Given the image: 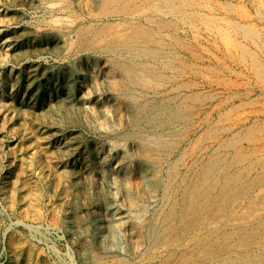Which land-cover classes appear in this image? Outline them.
<instances>
[{
	"label": "rangeland",
	"instance_id": "obj_1",
	"mask_svg": "<svg viewBox=\"0 0 264 264\" xmlns=\"http://www.w3.org/2000/svg\"><path fill=\"white\" fill-rule=\"evenodd\" d=\"M263 180L264 0H0V264H264Z\"/></svg>",
	"mask_w": 264,
	"mask_h": 264
},
{
	"label": "bare ground",
	"instance_id": "obj_2",
	"mask_svg": "<svg viewBox=\"0 0 264 264\" xmlns=\"http://www.w3.org/2000/svg\"><path fill=\"white\" fill-rule=\"evenodd\" d=\"M57 40H58V39H57ZM131 66H132V65H131ZM138 72H140V71H138ZM130 81H131V80H130ZM136 83H137V82H136ZM30 91H31V90H30ZM72 96H73V95H72ZM32 97H33V96H32ZM69 97H70V96H69ZM72 98H73V97H72ZM143 103H144V102H143ZM144 104H145V103H144ZM141 105H142V104H141ZM146 105H147V104H146ZM142 106H143V105H142ZM140 107H141V106H140ZM145 108H147V107L144 106V109H143V110H145ZM143 110H142V111H143ZM146 110H147V109H146ZM178 111H179V110H178ZM144 112H145V111H144ZM137 113H138V112H137ZM172 113H173V112H172ZM137 116H138V115H137ZM161 139H162V138H161ZM155 140H156V139H155ZM240 140H242V139H240ZM236 142H237V140H236ZM143 153H144V152H143ZM141 155H142V154H141ZM238 157H239V156H238ZM234 158H235V157H234ZM223 159H225V157H224ZM238 159H239V158H238ZM240 159H241V158H240ZM241 161H242V160H241ZM214 162H215V160H214ZM208 163H209V162H208ZM214 164H215V163H214ZM212 165H213V163H212L211 165H210V163H209V166H211V168H212ZM215 165H216V164H215ZM258 165H259V164H258ZM215 167H216V166H214L213 169H214ZM228 167H229V166H228ZM204 168H205V167H204ZM208 168H209V167H208ZM204 170H206V169H204ZM209 170H211V169H209ZM211 171H212V170H211ZM245 171H246V169H245ZM225 172H226V171H225ZM225 172H224V173H225ZM202 173H203V172H202ZM205 173H206V172H205ZM206 174H207V173H206ZM245 174H246V173H245ZM246 175H248V174H246ZM184 176H185V175H184ZM201 176H202V175H201ZM236 176H237V175H236ZM186 177H187V176H186ZM238 177H239V176H238ZM146 178H147V177H146ZM232 178H233V177H232ZM252 178H253V177H252ZM237 179H238V178H237ZM237 179H236V180H237ZM254 179H255V178H254ZM215 180H216V179H215ZM227 180H228V179H227ZM239 180H240V178H239ZM255 180H256V179H255ZM217 181H218V180H217ZM231 181H233V180H231ZM263 181H264V180H263ZM148 182H149V181H148ZM238 182H239V181H238ZM250 182H251V181H250ZM149 183H150V182H149ZM153 183H154V182H153ZM222 183H223V182H222ZM225 183H226V181H225ZM225 183H224V184H225ZM235 183H236V182H235ZM155 184H156V183H155ZM208 184H211V183H208ZM228 184H229V183H228ZM232 184H233V183H232ZM237 184H238V183H237ZM252 184H254V183H252ZM214 185H216V184L213 183L212 186H214ZM238 185H239V184H238ZM248 185H249V184H248ZM152 186H153V185H152ZM220 186H221V185H220ZM222 186H223V185H222ZM226 186H227V185H226ZM226 186H223V187H225V189H226ZM229 186H230V184H229ZM234 186H235V184H234ZM236 186H237V185H236ZM206 188L209 189V185L206 186L205 189H206ZM214 188H215V187H214ZM230 188H231V187H230ZM230 188H229V190H230ZM149 189H150V188H149ZM151 189H152V188H151ZM153 189H154V188H153ZM183 189H184V188H183ZM200 189H201V188H199V190H200ZM227 189H228V188H227ZM227 189H226V190H227ZM192 190H193V189H192ZM210 190H212V189H210ZM213 190H214V189H213ZM222 190H223V189H222ZM226 190H225V191H226ZM235 190H236V189H235ZM207 191H208V190H207ZM202 192H203V191H202ZM220 192H221V191H220ZM230 192H231V191H230ZM232 192H233V191H232ZM200 193H201V191H197V190H196V192L194 191L192 195H193L194 197H196V199L201 198V196H202V198H203V195H200ZM163 194H164V193H163ZM169 194H170V193H169ZM203 194H204V193H203ZM206 194H207V193H206ZM234 194H235V193H234ZM208 195H209V193H208ZM211 195H212V194H211ZM223 195H224V194H223ZM205 196H206V195H205ZM209 196H210V195H209ZM219 196H220V195H219ZM243 196H244V195H243ZM168 197H169V196H168ZM212 197H213V196H212ZM223 197H224V196H223ZM192 198H193V197H192ZM221 198H222V197H221ZM193 199H194V198H193ZM244 199H245V198H244ZM253 199H254V198H253ZM255 199H256V198H255ZM214 200H215V199H214ZM214 200H210V199H209V202H207V203H212V201L214 202ZM228 200H229V199H228ZM246 200H247V199H246ZM193 201H195V199L192 200V203H190V204H195V203H196V201H195V203H193ZM217 201H220V200H217ZM217 201H216V202H217ZM225 201H226V200H225ZM175 202H176V201H175ZM223 202H224V201H223ZM221 203H222V201H221ZM166 204H167V203H166ZM166 204H165V205H166ZM204 204H205V203H204ZM251 204H253V203H251ZM262 204H263V203H262ZM262 204H261V205H262ZM205 205H206V204H205ZM234 205H235V204H234ZM190 206H191V205H190ZM203 206H204V205H203ZM214 206H215V205H214ZM216 206H218V205H216ZM219 206H220V205H219ZM192 207H193V206H192ZM209 207H210V206H209ZM211 207H212V205H211ZM232 207H233V206H232ZM245 207H246V206H245ZM174 208H175V207H174ZM200 208H201V207H200ZM212 208H213V207H212ZM202 209H204V208H202ZM207 209H208V208H207ZM216 209H217V208H216ZM216 209H215V210H216ZM222 209H223V208H222ZM224 209H225V207H224ZM262 209H263V208H262ZM161 210H162V209H161ZM161 210H160V211H161ZM209 210H210V209H209ZM244 210H245V209H244ZM194 211H195V210H194ZM201 211H203V210H201ZM249 211H250V210H249ZM254 211H255V210H254ZM256 211H257V210H256ZM175 212H176V211H175ZM199 212H200V211H199ZM186 213H187V212H186ZM224 213H225V212H224ZM248 213H249V212H248ZM171 214H172V213H171ZM196 214H197V213H196ZM205 214H206V213H205ZM241 214H242V213H241ZM252 214H254V213H252ZM250 215H251V214H250ZM203 216H205V215H203ZM242 216H243V215H242ZM184 217H185V216H184ZM244 217H245V215H244ZM171 218H172V217H171ZM238 218H239V216H238ZM169 219H170V218H169ZM180 219H181V218H180ZM162 220H163V219H162ZM173 220H174V219H173ZM193 220H194V218H193ZM169 221H170V220H169ZM191 221H192V220H191ZM232 221H233V220H232ZM248 221H249V220H248ZM156 222H157V221H156ZM170 222H171V221H170ZM173 222H174V221H173ZM178 222H179V221H178ZM221 222H222V221H221ZM196 224H197V223H196ZM260 224H261V223H260ZM140 225H141V224H140ZM198 225H199V224H198ZM159 226H160V225H159ZM258 226H259V225H258ZM165 227H168V226L165 225ZM187 227H188V226H187ZM231 227H232V226H231ZM222 228H223V227H222ZM174 230H175V229H174ZM178 232H179V231H178ZM216 232H217V231H216ZM160 234H161V233H160ZM175 234H176V233H175ZM216 234H217V233H216ZM247 234H248V232H247ZM226 235H227V234H226ZM253 235H254V234H253ZM256 235H257V234H256ZM146 236H147V234H146ZM182 236H183V235H182ZM201 236H202V235H201ZM232 236H233V235H232ZM263 236H264V235H263ZM223 238H224V237H223ZM243 238H244V237H243ZM162 239H163V238H162ZM209 240H210V239H209ZM148 241H149V240H148ZM148 241H147V242H148ZM153 242H154V241H153ZM220 242H221V241H220ZM151 243H152V242H151ZM245 243H246V242H245ZM247 243H248V242H247ZM196 244H197V243H196ZM214 244H216V243H214ZM218 244H219V243H218ZM200 245H202V244H200ZM192 246H193V245H192ZM195 246H196V245H195ZM198 246H199V245H198ZM198 246H197V247H198ZM206 246H207V245H206ZM263 246H264V245H263ZM227 247H228V246H227ZM245 248H247V247L245 246ZM245 248H244V249H245ZM213 249H214V248H213ZM199 250H200V249H199ZM204 252H205V251H204ZM206 252H207V251H206ZM206 252H205V253H206ZM210 252L212 253V251H210ZM197 253H198V252H197ZM244 253H245V252H244ZM168 254H169V253H168ZM242 254H243V253H242ZM245 254H247V252H246ZM169 255H170V254H169ZM186 256H187V255H186ZM214 256H215V255H214ZM247 256H248V255H247ZM187 257H188V256H187ZM198 257H199V255H198ZM239 257H240V256H239ZM242 257H243V256H242ZM254 257H255V256H254ZM261 257H262V256H261ZM196 258H197V257H196ZM199 258H200V257H199ZM201 258H202V256H201ZM243 258H245V257H243ZM247 258H248V257H247ZM255 258L258 259L259 257L256 256ZM262 258H263V257H262ZM262 258H261V259H262ZM176 259H177V258H176ZM216 259H217V258H216ZM234 259H235V258H234ZM237 259H238V258H237ZM253 259H254V258H253ZM257 259H255V260H257ZM244 260H245V259H244ZM191 261H192V260H191ZM236 261H237V260H236ZM236 261H235V262H236ZM259 262H260V261H259ZM227 264H234V261H233V260H230V261H228ZM253 264H254V263H253ZM255 264H256V263H255Z\"/></svg>",
	"mask_w": 264,
	"mask_h": 264
}]
</instances>
